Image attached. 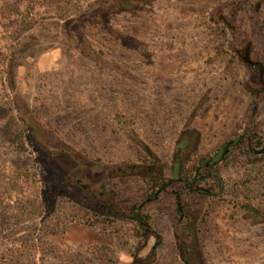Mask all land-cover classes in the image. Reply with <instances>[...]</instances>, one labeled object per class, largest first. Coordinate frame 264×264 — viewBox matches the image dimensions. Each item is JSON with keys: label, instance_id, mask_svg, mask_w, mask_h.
I'll use <instances>...</instances> for the list:
<instances>
[{"label": "rangeland", "instance_id": "rangeland-1", "mask_svg": "<svg viewBox=\"0 0 264 264\" xmlns=\"http://www.w3.org/2000/svg\"><path fill=\"white\" fill-rule=\"evenodd\" d=\"M262 26L264 0H0V264H264V153L239 146L218 197L180 185L179 235L147 173L178 137L264 130L239 52Z\"/></svg>", "mask_w": 264, "mask_h": 264}, {"label": "flooded vegetation", "instance_id": "flooded-vegetation-1", "mask_svg": "<svg viewBox=\"0 0 264 264\" xmlns=\"http://www.w3.org/2000/svg\"><path fill=\"white\" fill-rule=\"evenodd\" d=\"M262 29L264 30V26ZM261 36L264 40V33ZM257 43L252 41V44L247 45L246 48L241 46L239 52L243 56L242 60L248 63L250 76H255V79H258V82L264 86V54ZM262 93L264 94V87H261L255 94L260 96ZM256 123L255 127L251 128L252 132L245 130L238 136L228 139L212 154L210 152L200 153V145L194 147L192 135L178 137L172 149L171 163L167 165L163 158L157 157L156 163L149 166L147 173H151L155 187L148 199L158 200L167 193L173 196L178 216L177 235L181 233L182 222L191 218V208L186 207L188 194L198 199H204V201L224 194L227 178L224 177L222 169L225 164H228L229 156L236 153L239 146L246 145L243 150L247 153V157L251 153L258 155L264 153V130L258 122ZM198 151L200 156L198 160H195L194 157ZM180 185L188 194H183L180 191ZM255 209L256 215H264L263 205H255ZM190 232H192L190 229L185 231L187 235Z\"/></svg>", "mask_w": 264, "mask_h": 264}, {"label": "crops", "instance_id": "crops-1", "mask_svg": "<svg viewBox=\"0 0 264 264\" xmlns=\"http://www.w3.org/2000/svg\"><path fill=\"white\" fill-rule=\"evenodd\" d=\"M254 206L244 212L243 219L252 220L254 223H256L257 221L260 222L261 220H259V218L262 217H260V215H256V211H255L256 209Z\"/></svg>", "mask_w": 264, "mask_h": 264}, {"label": "trees", "instance_id": "trees-1", "mask_svg": "<svg viewBox=\"0 0 264 264\" xmlns=\"http://www.w3.org/2000/svg\"><path fill=\"white\" fill-rule=\"evenodd\" d=\"M158 241L156 242V244L154 245V249H157L160 246V237L158 236Z\"/></svg>", "mask_w": 264, "mask_h": 264}, {"label": "water", "instance_id": "water-1", "mask_svg": "<svg viewBox=\"0 0 264 264\" xmlns=\"http://www.w3.org/2000/svg\"><path fill=\"white\" fill-rule=\"evenodd\" d=\"M155 245V244H154ZM154 247V246H153ZM153 251H155V249L153 248Z\"/></svg>", "mask_w": 264, "mask_h": 264}]
</instances>
